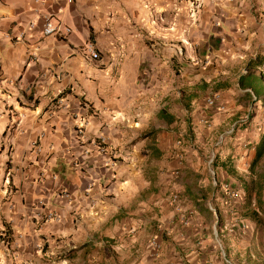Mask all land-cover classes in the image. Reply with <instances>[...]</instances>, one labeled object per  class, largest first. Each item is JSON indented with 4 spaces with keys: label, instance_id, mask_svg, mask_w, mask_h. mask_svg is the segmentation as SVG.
Wrapping results in <instances>:
<instances>
[{
    "label": "crops",
    "instance_id": "obj_1",
    "mask_svg": "<svg viewBox=\"0 0 264 264\" xmlns=\"http://www.w3.org/2000/svg\"><path fill=\"white\" fill-rule=\"evenodd\" d=\"M46 17L68 33L43 35ZM249 109L216 162L242 192L264 139V0H0V264H224L205 159Z\"/></svg>",
    "mask_w": 264,
    "mask_h": 264
},
{
    "label": "rangeland",
    "instance_id": "obj_2",
    "mask_svg": "<svg viewBox=\"0 0 264 264\" xmlns=\"http://www.w3.org/2000/svg\"><path fill=\"white\" fill-rule=\"evenodd\" d=\"M258 83H260L259 77L254 79L253 84L255 92L259 94L260 87ZM241 193L242 195L234 201L228 202L223 198H221V201H218L219 205H216V207L218 208L219 214L231 217L232 220L226 223L227 225L225 228L224 223L221 224L222 222L217 220L215 229L219 234L221 232L222 234L226 232L230 234L222 239V243L228 257L235 264H264V215L255 202L254 194H252L253 202L249 207H246L244 206V192L241 191ZM201 207L203 208V205H201ZM241 222L244 223V226ZM242 227H247L246 237L244 234L242 235L240 230ZM220 229H223V231H220ZM242 231L246 232L244 229ZM245 240L248 242V251L244 247ZM229 250L230 254H228Z\"/></svg>",
    "mask_w": 264,
    "mask_h": 264
},
{
    "label": "built area",
    "instance_id": "obj_3",
    "mask_svg": "<svg viewBox=\"0 0 264 264\" xmlns=\"http://www.w3.org/2000/svg\"><path fill=\"white\" fill-rule=\"evenodd\" d=\"M32 25H33V23H30L28 27L31 28ZM68 31H69L68 29H65L62 32L59 25H53L51 23L50 17L45 18V21H44L43 26H42L43 35L66 34V33H68ZM23 35H24V33L20 32L18 37H23ZM87 50L89 51L90 56L93 59L98 58V56H99L98 53L95 52L94 50H92L91 46H88ZM252 98L254 101L257 100L253 94H252ZM216 101H217L216 96L209 97L206 99V104L210 107H215ZM216 107L222 108L219 105ZM252 114H253V110L249 109L248 111H246L243 114L242 117H240V119L238 121L234 122L232 125H230L225 130L217 133V135L215 137V141L213 143V146H212L211 150L209 151V153L205 159V168H206V171L209 175L211 185L213 187L218 188L221 192V195L223 196L222 198L228 202H231V201L238 199L240 197V195H242V193L238 189L237 190L233 189L228 183H220L219 182L217 170H216V162L218 160L219 150L225 144L226 140L236 133V129H238L240 126H242V124H246L250 121ZM82 131H83V125L77 124L76 128L74 129V133L76 134V136L81 135ZM37 150L39 151L38 147H37ZM99 150L104 151L105 147L99 146ZM169 199H170V202L176 203L178 201V195L176 193H172L170 195ZM207 207H208V210L210 211V213L212 214V216L214 217V220H215L214 225H213L214 244H215V247H216V249L220 255V258L223 260L224 264H235L228 257L227 252H226L224 245L222 243V238L219 235V233L217 232V230L215 229V224H216V222L218 220V216H219L218 208L212 202L209 203L207 205ZM48 217L50 218L53 216L49 215ZM6 237L7 236L4 233H0V239L2 242L6 241ZM151 245L153 246V248L156 251L159 250V248H160L159 244L157 242H155V239L151 240Z\"/></svg>",
    "mask_w": 264,
    "mask_h": 264
},
{
    "label": "trees",
    "instance_id": "obj_4",
    "mask_svg": "<svg viewBox=\"0 0 264 264\" xmlns=\"http://www.w3.org/2000/svg\"><path fill=\"white\" fill-rule=\"evenodd\" d=\"M249 171L254 176V180L250 182L249 188L244 191V206L249 207L251 205L253 202L251 196L254 194L255 202L261 208L260 197L264 191V139L256 145V153L249 164Z\"/></svg>",
    "mask_w": 264,
    "mask_h": 264
}]
</instances>
